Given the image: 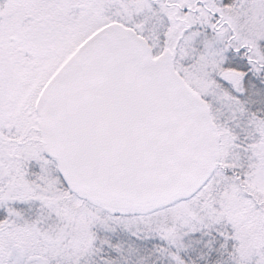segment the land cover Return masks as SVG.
Returning <instances> with one entry per match:
<instances>
[{"label": "snow or ice", "instance_id": "snow-or-ice-1", "mask_svg": "<svg viewBox=\"0 0 264 264\" xmlns=\"http://www.w3.org/2000/svg\"><path fill=\"white\" fill-rule=\"evenodd\" d=\"M0 264H264V0H0Z\"/></svg>", "mask_w": 264, "mask_h": 264}]
</instances>
